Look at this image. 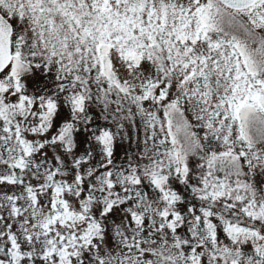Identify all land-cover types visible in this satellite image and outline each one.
<instances>
[{"label": "snow or ice", "instance_id": "1", "mask_svg": "<svg viewBox=\"0 0 264 264\" xmlns=\"http://www.w3.org/2000/svg\"><path fill=\"white\" fill-rule=\"evenodd\" d=\"M0 264H264V0H0Z\"/></svg>", "mask_w": 264, "mask_h": 264}]
</instances>
